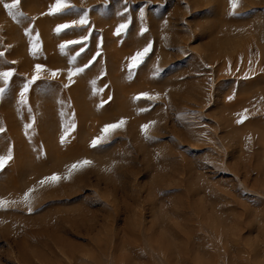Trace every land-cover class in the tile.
Instances as JSON below:
<instances>
[{
  "label": "rangeland",
  "instance_id": "374dc122",
  "mask_svg": "<svg viewBox=\"0 0 264 264\" xmlns=\"http://www.w3.org/2000/svg\"><path fill=\"white\" fill-rule=\"evenodd\" d=\"M68 2L48 15L55 0H20L16 20L0 4V72L13 71L0 79V156L12 154L0 199L92 161L39 187L31 213L0 208V264H264V0H239L231 15L229 0ZM85 11L87 25L56 33ZM36 64L44 71L22 102Z\"/></svg>",
  "mask_w": 264,
  "mask_h": 264
},
{
  "label": "snow or ice",
  "instance_id": "6c2138e0",
  "mask_svg": "<svg viewBox=\"0 0 264 264\" xmlns=\"http://www.w3.org/2000/svg\"><path fill=\"white\" fill-rule=\"evenodd\" d=\"M230 6H231V14H235L236 8L239 6V0H229ZM0 4H3V7L7 10V15L11 17L13 20H16L18 17L23 16L24 13L18 10V6L20 5V0H12V2L7 3L5 0H0ZM75 7L71 3L68 2V0H55V3L50 5L48 15H55L58 13L64 12L66 9H71ZM89 23L88 21V13L85 11L79 18V20H73L70 24L65 23V24H60L57 25L55 28V31L57 34L60 32L64 31L65 29L72 28L74 26H82V25H87ZM127 24H120L117 29H116V35H120L122 31H124L127 28ZM147 29H144L146 31ZM29 37L31 40V54L33 56H36L37 53L40 51L41 44H40V39H39V33H37L34 37L31 36V33H29ZM88 39L87 36L82 37L80 40H69L66 41L65 43L61 44L59 47L61 51L63 52L64 49L68 45H75V44H81L82 41H86ZM151 50V44H148L143 50L138 51L130 57V63L128 64L129 68V78H131V70L137 68L141 63H143L144 58L147 56L149 51ZM84 51V48L81 47L79 52L76 53L75 56L72 57V61L74 62L76 57L80 55L81 52ZM4 53L0 52V56H3ZM96 55H99L97 53ZM95 57H93V60ZM15 63V62H14ZM91 61L89 62V64ZM89 64H85L83 68H76L74 71L72 69H69L68 73V78L71 81L72 77L74 75H77L81 72L84 71V68L89 67ZM44 71V66L41 64H36L35 65V75L32 77V79L24 85L23 91L21 92V100L22 102L25 101V93L28 91V88L31 83L35 82V80L40 78V73ZM57 73L52 72L51 75L55 76ZM13 71H3L0 72V79H3L5 85L8 84L9 79L12 77ZM93 84H95V81H93ZM4 89L0 88V93H3ZM143 97L146 100L152 101L156 100L159 98V94L156 95H151L149 93H141L134 97V99L139 100ZM111 99V97H109ZM106 103V101H105ZM101 107L103 106V103L100 105ZM140 111H146V109H140ZM246 111V110H245ZM247 117H241V119L237 120V123H243V120L246 119ZM126 121L121 118L119 121L115 123H110L106 124L102 129H101V134L97 137H95L91 141V146L96 147L98 144L105 142L108 137L115 132L119 128H123L125 125ZM155 124V121L150 122L149 124H145L141 126V132L144 134L146 139H149L150 137L148 136L149 129L152 127V125ZM30 127V126H29ZM75 129V124L74 122L71 124L70 128H66L64 133L60 137V143L64 144L66 142V138L69 135V132ZM3 129H0L2 131ZM249 141L251 140L250 137L247 138ZM12 159V154L11 151L8 152L7 155L0 156V169H2L5 164ZM92 164V161L90 160H79L76 161L72 164L66 165L65 166V173L63 175L59 173H53L52 175L45 176L42 179H40L36 185L33 187H30L25 191L22 195V197L19 200H6V199H0V208H7L8 206H14L17 204H23L27 207V210L29 213L32 212V201L34 199L33 193L39 188V187H44V186H54L58 184L62 179H68L71 177V175L75 171H79L84 167L90 166ZM106 171H111V169H106Z\"/></svg>",
  "mask_w": 264,
  "mask_h": 264
}]
</instances>
